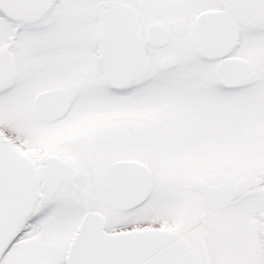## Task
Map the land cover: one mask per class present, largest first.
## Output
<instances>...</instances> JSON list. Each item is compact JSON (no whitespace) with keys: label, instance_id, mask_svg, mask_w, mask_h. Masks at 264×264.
Segmentation results:
<instances>
[{"label":"snow or ice","instance_id":"6c2138e0","mask_svg":"<svg viewBox=\"0 0 264 264\" xmlns=\"http://www.w3.org/2000/svg\"><path fill=\"white\" fill-rule=\"evenodd\" d=\"M0 264H264V0H0Z\"/></svg>","mask_w":264,"mask_h":264}]
</instances>
